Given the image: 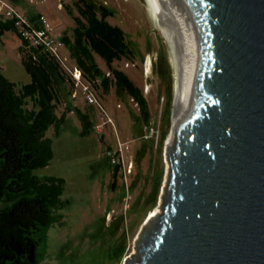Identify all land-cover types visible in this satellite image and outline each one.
<instances>
[{"label": "water", "instance_id": "95a60500", "mask_svg": "<svg viewBox=\"0 0 264 264\" xmlns=\"http://www.w3.org/2000/svg\"><path fill=\"white\" fill-rule=\"evenodd\" d=\"M176 73L160 204L126 264H264V0H153Z\"/></svg>", "mask_w": 264, "mask_h": 264}, {"label": "rangeland", "instance_id": "374dc122", "mask_svg": "<svg viewBox=\"0 0 264 264\" xmlns=\"http://www.w3.org/2000/svg\"><path fill=\"white\" fill-rule=\"evenodd\" d=\"M7 1L28 16L44 14L58 37L72 31L74 21L65 6L74 0ZM97 1L113 9L108 20L121 26L130 41L133 54L115 60L114 66L127 72L143 90L151 119L148 124L137 119V103L127 95L121 98L114 85L104 91L99 82L91 84L82 78L98 99L99 104H91L85 99L82 84L75 81L73 93L77 91V95L72 93L69 100L91 113L94 127L82 135L78 115L66 111L63 102L57 112H65V118L47 130L53 139L54 157L35 173L41 178H65V204L57 210L61 218L39 249L41 264H126L148 216L159 207L163 191L166 144L173 133L176 104L169 40L146 0ZM20 44L15 30L0 37V72L17 87L31 80L21 59ZM60 52L65 57L63 67L70 73L75 62L66 46ZM149 55L153 59L150 71L146 66ZM96 58L109 72L106 62L99 55ZM110 151L120 163L116 176Z\"/></svg>", "mask_w": 264, "mask_h": 264}, {"label": "trees", "instance_id": "16d2710c", "mask_svg": "<svg viewBox=\"0 0 264 264\" xmlns=\"http://www.w3.org/2000/svg\"><path fill=\"white\" fill-rule=\"evenodd\" d=\"M65 7L74 25L71 33L65 31L59 38L82 70V78L91 84L99 82L104 91L114 85L121 98L127 95L137 103V119L148 124L151 115L143 90L114 66L115 60L129 58L134 51L124 29L108 20L113 9L97 0H74ZM40 15L30 19L34 22ZM7 30H15L21 38L19 51L31 80L17 87L0 72V264H41L39 249L61 218L57 210L65 204V178H41L35 173L54 157L47 130L65 118V112H57L63 102L66 111L78 115L82 135L89 134L94 123L90 112L69 100L75 78L60 58L21 37L13 19H0V37ZM96 55L106 62L109 72L99 65ZM114 164L116 176L120 163Z\"/></svg>", "mask_w": 264, "mask_h": 264}, {"label": "built area", "instance_id": "2783aa9c", "mask_svg": "<svg viewBox=\"0 0 264 264\" xmlns=\"http://www.w3.org/2000/svg\"><path fill=\"white\" fill-rule=\"evenodd\" d=\"M0 19H13L18 33L21 37L28 40L31 45L43 46L45 50L59 57L62 62L65 60V57L60 52L61 47H64L65 44L63 40L54 33L51 23L44 14L40 15L39 21L41 25L37 26L27 14L17 10L7 0H0ZM72 73L76 83L82 84V90L86 101L91 104H99L94 89L89 84H85L82 81V70L75 66ZM73 95H77V91H75ZM111 152L112 151H110L109 154L112 157V161L117 163L116 155L111 154ZM132 165L133 163L131 162L130 166Z\"/></svg>", "mask_w": 264, "mask_h": 264}, {"label": "bare ground", "instance_id": "6f19581e", "mask_svg": "<svg viewBox=\"0 0 264 264\" xmlns=\"http://www.w3.org/2000/svg\"><path fill=\"white\" fill-rule=\"evenodd\" d=\"M146 1H147V3H148V7H149V10H150V13L152 14L153 18H155L156 22L158 23V25L161 27V29L163 30L164 34L166 35V32H165L164 26H163L162 21H161V19H160V17H159V14H158V12H157V10H156V7H155V5H154V3H153V0H146ZM166 36H167V35H166ZM166 36H165V37H166ZM173 61H174V60H173ZM152 63H153L152 56L149 55V56H148V59H147V65H146L148 71L151 70V65H152ZM176 95H177V88H176ZM174 110L176 111V104H175V109H174ZM175 111H174V115H175ZM174 118H175V117H174ZM171 136H172V135H171ZM170 138H171V137H170ZM170 138H169V140H170ZM157 209H158V208H156L155 210H152L149 216H151V215H153L154 213H156Z\"/></svg>", "mask_w": 264, "mask_h": 264}, {"label": "crops", "instance_id": "0c3cea01", "mask_svg": "<svg viewBox=\"0 0 264 264\" xmlns=\"http://www.w3.org/2000/svg\"><path fill=\"white\" fill-rule=\"evenodd\" d=\"M33 16H36V14H33ZM29 17H32V16H29ZM34 22H36V24L38 25V24H40L41 25V23H40V21L36 18V19H34Z\"/></svg>", "mask_w": 264, "mask_h": 264}]
</instances>
